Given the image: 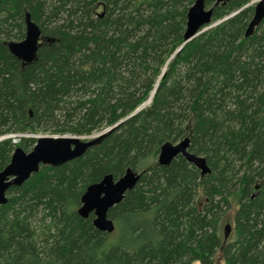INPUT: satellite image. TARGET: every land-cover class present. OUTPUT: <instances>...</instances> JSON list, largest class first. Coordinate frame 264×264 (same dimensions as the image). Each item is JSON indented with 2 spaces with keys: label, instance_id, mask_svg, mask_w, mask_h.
Listing matches in <instances>:
<instances>
[{
  "label": "trees",
  "instance_id": "16d2710c",
  "mask_svg": "<svg viewBox=\"0 0 264 264\" xmlns=\"http://www.w3.org/2000/svg\"><path fill=\"white\" fill-rule=\"evenodd\" d=\"M195 1L0 0V171L17 147L30 152L36 139L24 135L115 126L80 158L7 190L0 264H215L216 253L264 264V18L245 38L253 0H203L212 26L183 45ZM26 18L39 42L24 63L8 44L24 39ZM184 138L209 174L182 156L154 163ZM127 169L140 177L108 210L114 231L101 232L77 213L80 198Z\"/></svg>",
  "mask_w": 264,
  "mask_h": 264
},
{
  "label": "water",
  "instance_id": "95a60500",
  "mask_svg": "<svg viewBox=\"0 0 264 264\" xmlns=\"http://www.w3.org/2000/svg\"><path fill=\"white\" fill-rule=\"evenodd\" d=\"M225 1L216 0L214 5ZM211 14L212 8H206L203 0H196L194 2L186 15L183 45L212 26H210ZM263 18L264 0H256L251 19L244 32L245 38L253 35ZM38 42V29L26 18L24 39L20 42L9 43L8 49L24 63L31 62L35 56ZM113 128L115 126L103 133L88 138L64 135L38 136L35 137L34 146L27 153L17 147L13 151L8 165L0 171V205L6 203V192L11 186H21L32 174L38 172L41 166L60 167L80 158L89 148L100 142L103 136ZM2 139H5V137L0 138V140ZM188 147V138H184L176 144L164 143L159 149L157 164L167 166L177 156H182L186 162L199 170L201 177L209 174L205 159L189 153ZM139 177V173L127 169L118 180H113L111 175H107L99 183L87 186L80 198V207L77 213L82 218H87L92 214V223L97 230L104 233H112L114 231V224L107 217L108 210L120 203L125 193L135 186Z\"/></svg>",
  "mask_w": 264,
  "mask_h": 264
},
{
  "label": "rangeland",
  "instance_id": "374dc122",
  "mask_svg": "<svg viewBox=\"0 0 264 264\" xmlns=\"http://www.w3.org/2000/svg\"><path fill=\"white\" fill-rule=\"evenodd\" d=\"M255 3H256V0H253L248 4V6H250L251 8H254ZM13 42H15V40ZM148 102H149V100L145 104H147ZM95 135H98V134H94L93 136H95ZM38 136H57V135H50L47 133H35V134H27V135H24L23 137L35 139V137H38ZM64 136H74V135H64ZM8 137L12 138L13 142H16V139H15L16 136L11 135V136H7L6 138H8ZM77 137L88 138L86 136H77ZM154 163H157V157H156V159H154ZM200 201H201V203H200V205H201L203 203V199H200ZM236 210H237V207L232 204L230 210L226 211L224 218H223V221H222L221 226H220V235L223 236V234H225V236H226L225 238L228 239V241L233 239V236H232V227H233L232 219H233V215H234ZM262 244H264V241ZM220 257H221L220 254L216 253L215 258H214L215 264H223ZM193 264H199V263L194 262Z\"/></svg>",
  "mask_w": 264,
  "mask_h": 264
}]
</instances>
